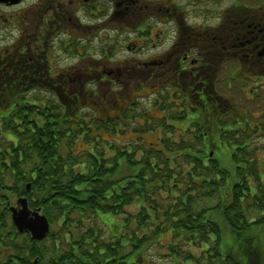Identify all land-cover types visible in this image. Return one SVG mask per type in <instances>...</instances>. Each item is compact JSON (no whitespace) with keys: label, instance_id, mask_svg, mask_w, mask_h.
<instances>
[{"label":"trees","instance_id":"1","mask_svg":"<svg viewBox=\"0 0 264 264\" xmlns=\"http://www.w3.org/2000/svg\"><path fill=\"white\" fill-rule=\"evenodd\" d=\"M19 46L12 57L0 55V264H149L152 249L171 264H264V184L249 130L222 132L240 155L236 166L246 167L231 179L209 160L210 134L144 146L138 135L154 127L139 123L137 104L121 119L98 117L99 107H83L80 92L51 75L46 47ZM174 112L170 119H178ZM130 130L138 141L114 138ZM20 198L49 221L45 241L13 227L9 209Z\"/></svg>","mask_w":264,"mask_h":264},{"label":"flooded vegetation","instance_id":"2","mask_svg":"<svg viewBox=\"0 0 264 264\" xmlns=\"http://www.w3.org/2000/svg\"><path fill=\"white\" fill-rule=\"evenodd\" d=\"M4 1L9 5L13 0ZM24 2L18 0L17 6ZM135 17L137 20L131 23ZM11 21L33 27L25 33V40L18 37L24 51L27 45L87 46L96 41L95 28L98 27H103L101 32L110 29L126 36L119 44L126 45L124 52L129 59L117 62L115 66L124 72L131 70L159 76L169 94L181 95L178 107L194 109L200 105L206 108L204 114L196 108L199 118L193 123L209 131L208 139L207 133L204 134V145L212 147L213 154L217 149L223 150L222 119L228 118L227 131L234 136L237 129L234 123L238 122V117L246 115L245 107L241 105L242 112L237 107L236 98L238 100L240 94L233 97L236 92L244 93L243 80L247 81L248 87L249 81L264 79V0L255 4L252 0H37L16 17L4 18L6 23ZM29 36H34L32 42ZM139 39L144 40L137 42ZM103 44L106 47L100 54L102 62L115 59L114 51L108 50L110 43ZM138 44L146 45L148 50ZM8 52L4 50L3 55L12 57ZM74 56L73 60L78 63L65 71L63 80H68L71 70H77L80 75L69 82V91L75 92L79 87L86 91L81 81L89 78L94 70L88 66L91 60L82 53ZM110 64L105 66L108 78ZM259 89L263 92L264 84ZM218 90L224 94L220 95ZM248 101L256 102L253 96ZM260 114L263 119L254 124L259 135L264 132V93ZM209 116L216 118L213 120ZM205 117L212 122L210 127ZM239 120V125H253L250 118ZM232 154H235V147ZM233 166L231 177L236 179V171L246 167ZM258 171H263L260 166Z\"/></svg>","mask_w":264,"mask_h":264},{"label":"rangeland","instance_id":"3","mask_svg":"<svg viewBox=\"0 0 264 264\" xmlns=\"http://www.w3.org/2000/svg\"><path fill=\"white\" fill-rule=\"evenodd\" d=\"M157 1V0H156ZM37 0H25L23 5H18V0H13L9 3L7 1L1 0L0 1V55H3V51L7 50L10 53V49L14 48L16 45H20V40L18 39L19 36H21L25 40V33L30 31L33 27L32 25H27L23 22L19 21H11L10 23L4 22L5 19H9L11 17H16V14L24 9H26L28 6H33ZM259 0H252V3H258ZM17 12L16 14H14ZM34 18H36V14L34 15ZM138 17H135L131 23L135 22ZM97 31V39L94 43L85 46L86 49V57L91 60V65H88L89 67L94 68L95 73H93V76H99L96 78L97 83L100 84V86H88L87 84L91 82L92 77H87L85 80L81 81V86L87 87V94H86V102L83 104V107L90 108L92 106L99 107V110L97 111V116L101 118H106L107 115H109L112 119H119V116H121V113L124 112V109L128 107L130 104H133L132 106H135V104L138 105L139 109V115L141 116V121H139L140 124L143 123L144 120H147L148 122L153 125L154 129L150 130L148 133H145L143 135H138L137 133H134L130 130V132H127L125 136H115L114 138L121 142V143H134L135 141H138L137 135L140 137V141H142V144L145 146H152L154 149H160L162 146L160 144V141L165 138H170L174 141H178L179 139L184 138L185 140L191 139V135H187V130H193L192 132H195L196 130H199L201 133H209L208 130L202 128V127H189L194 119H198V111L196 108L200 109L202 113H206L207 109L202 108L200 105H197L196 108L192 109L193 116L189 117H182L180 119H170L168 115L165 114V112L161 109V105L158 104L159 100L164 98L168 92L165 84L160 83V77L159 76H153V75H146L145 73L140 72H134L131 70H128L127 72H124L123 70H119L115 64L117 62H122L125 59H129V57L124 52L126 45H120L119 43H123L125 41L126 36L120 35V33L116 34L113 31L107 30L106 32H101L100 29H103V27L95 28ZM100 31V32H99ZM101 33V34H100ZM122 34H128L126 32H121ZM144 40V39H143ZM142 39H139L137 42H142ZM102 42V43H101ZM104 42H108L109 49L113 50L114 54L116 56L113 60H108L107 62L101 60L100 54L106 46L103 44ZM147 43H150L146 40ZM141 48L148 50V47L144 44H138ZM23 47V46H19ZM79 53H83L84 49L82 46H79L78 48ZM51 54L55 56V59L49 58L50 62L54 66V72L53 74L55 76H58V71H65L67 68L72 67L73 65L77 64L78 62L74 61V55H65V53L60 52L58 46H54L51 49ZM14 53V52H13ZM111 63V64H110ZM107 64H110V75L109 78L106 76V68L105 66ZM73 74L77 73L71 72ZM91 75V73H90ZM72 75H70L71 77ZM73 78H77L73 76ZM100 79H106V81L100 82ZM110 82V83H109ZM264 84V79H261L257 82H251L249 81L248 87L247 81L243 80V89L244 93L236 92L233 97L236 98V94H240V99L237 100L236 103L238 109L242 112L243 107H245L247 110L250 108L253 113L252 117L249 118L252 119L253 125L258 122L259 119L263 118V114H260V110L257 111L256 104L253 105V103H250L248 99H251L253 95H257V98L255 101H258L259 107L262 106L263 102V92L260 94V87ZM90 88V90H89ZM238 90V89H237ZM264 90V89H263ZM174 92V91H173ZM232 91L230 90V93ZM217 93L220 95H223L224 92L221 90H218ZM227 93H229L227 91ZM177 95H174L171 99V107L172 110L176 111L178 109L177 103L179 102L178 99H176ZM239 98V97H238ZM104 102V105L99 106V104ZM84 102V101H83ZM251 104V105H250ZM242 105V106H241ZM253 108V109H252ZM105 109H109V111L106 113ZM179 111V110H178ZM175 113V112H174ZM167 118V120H166ZM206 118V117H205ZM211 119H215V116H209ZM256 118V120L254 119ZM227 119V117H224L220 124ZM163 121L167 122L168 125L174 126V134L169 136L167 135L168 132L164 130L163 127H159V124L164 123ZM201 122V121H199ZM219 123V121H218ZM137 124L136 126H138ZM198 128V129H197ZM166 133V134H165ZM184 134L183 137H181ZM256 136L254 137V143L252 146L253 149H255L254 156L256 155L258 158V162L256 164L263 165V168H261L264 171V132L259 135V132L255 131ZM259 135V136H257ZM103 137L107 140H113L110 136H107L106 134H103ZM232 139V138H229ZM228 139V140H229ZM227 140V139H225ZM133 141V142H131ZM227 142V141H226ZM248 143H251V138H249ZM230 146L224 147L222 151H218L217 153H220L218 157L215 155L213 157L214 160L217 159L220 166L223 169H226L231 176V173L234 169V164L236 166V163L234 161L239 160V154L238 156H232V149H229ZM212 148V147H211ZM256 149L257 152H256ZM216 158V159H215ZM255 162V158H254ZM263 171L261 172L260 176L262 178L263 182ZM100 219L104 221L105 225L114 228L113 226H116L113 222V218L109 214L105 215H99ZM264 226V225H263ZM264 228V227H263ZM119 229V227H118ZM264 230V229H263ZM118 237V236H117ZM167 238V237H164ZM263 238H264V231H263ZM159 251L152 249L149 250L146 255V259L149 260V264H171L169 260H165L160 258L158 255Z\"/></svg>","mask_w":264,"mask_h":264},{"label":"water","instance_id":"4","mask_svg":"<svg viewBox=\"0 0 264 264\" xmlns=\"http://www.w3.org/2000/svg\"><path fill=\"white\" fill-rule=\"evenodd\" d=\"M19 211L12 209L13 222L20 233L29 232L32 239L42 241L48 231L49 224L45 217H41L37 212L30 213L27 208V201L24 199L18 202Z\"/></svg>","mask_w":264,"mask_h":264},{"label":"bare ground","instance_id":"5","mask_svg":"<svg viewBox=\"0 0 264 264\" xmlns=\"http://www.w3.org/2000/svg\"><path fill=\"white\" fill-rule=\"evenodd\" d=\"M185 80V79H184Z\"/></svg>","mask_w":264,"mask_h":264}]
</instances>
